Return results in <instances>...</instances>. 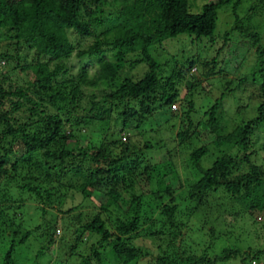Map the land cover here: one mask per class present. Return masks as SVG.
Listing matches in <instances>:
<instances>
[{"label": "trees", "instance_id": "1", "mask_svg": "<svg viewBox=\"0 0 264 264\" xmlns=\"http://www.w3.org/2000/svg\"><path fill=\"white\" fill-rule=\"evenodd\" d=\"M254 1V5L242 11H263L264 0ZM242 3L243 0H211L194 13L189 10L188 0H0V67L6 70L10 66L17 75L12 80L7 71H0L3 126L0 141L6 142L0 143L4 144L0 145L4 149L0 155V179L1 174H8L9 168L14 173L26 170L20 189L28 190L42 203H62L59 211L72 213L75 220L81 217L80 211L73 212L81 202L92 201L94 191H103L105 200L96 205L100 211L85 214L83 218L87 219L81 218L83 221L72 236L75 243L82 235L96 237L89 247L101 264L132 261L151 264L142 260L149 251L133 242L141 236L166 238L165 246L157 245L159 253L153 258L154 264H211L218 258L236 256L240 252L238 248L224 249L222 256H204L211 244L207 241L209 246L200 249L201 239L194 236L193 226L199 221L198 230L209 231L212 243L215 241L214 228L204 229L211 217L208 211L213 212L215 207H211L213 193L226 195L239 205L241 213L250 217L264 214V165L253 160L256 158H252L250 151L253 129L264 122V77L259 84L260 101L251 119L226 122L221 115L224 97L221 93L211 104L202 107V118L195 123L193 131L189 132L188 127L175 131L174 136L182 144L192 146L183 159L184 167L193 172L191 176H182L174 167L177 154H182L178 150L177 154L175 150H167V158L160 160L159 165L141 164L145 177L154 178L152 192L143 193L135 183L127 184V174H133L139 156L131 154L133 145L123 142L121 135L124 140L126 132L132 133L145 124L151 112L148 102L157 99L152 96L157 95V101L162 104L175 105L178 100L175 85L196 64L186 59V67L175 66L165 76L161 64L149 52L151 46L180 34L194 40L209 37L214 41L218 10L227 8L232 26L225 31L224 40L232 31L239 30L252 38L253 46L259 44V34L248 32L250 28L241 23L238 10L243 8ZM103 25V29H97ZM86 38H92V42L78 48ZM73 52L78 58L85 55L89 61L97 62L91 77L83 65L77 75L60 79L68 73L63 67L64 60ZM258 54L264 56V44L258 45ZM137 60L146 66L143 75L137 79L125 76L110 88L125 67L139 65ZM257 70L261 72V68ZM185 83L188 94L181 102L185 108L180 106L177 117L182 121L186 116L190 125L195 82L186 79ZM98 86H103L101 96L94 99L88 87ZM6 103L9 108H4ZM24 111L27 114L16 123L13 114ZM96 122L102 124L100 130H90V125ZM206 130L212 138L202 143L200 138ZM81 136L88 137L90 143L79 149L76 155L82 159L73 164L76 150L67 149L64 144ZM96 139L104 141L94 144ZM144 147L152 148L148 142ZM232 148L236 149L234 154L230 153ZM116 149L118 153L114 152ZM261 151L264 160V144ZM9 154L14 159L7 167ZM130 155H135L134 162L130 163ZM205 160L210 161L206 166L202 163ZM85 161L86 166H82ZM74 193L79 194V202L65 209L66 202L61 197ZM120 198L128 201L119 203ZM224 205L226 209L227 203ZM145 211L150 213L148 217L142 216ZM41 212L45 213L43 207ZM180 213L185 216L183 221L181 216L176 218ZM196 214L199 217L195 216L192 223ZM55 221L58 218L37 224L34 230L45 226L47 230L43 233L52 238ZM31 231L20 226L12 230L14 239L6 251V263L12 261L15 245L24 243ZM88 262L89 257H83V264Z\"/></svg>", "mask_w": 264, "mask_h": 264}, {"label": "rangeland", "instance_id": "2", "mask_svg": "<svg viewBox=\"0 0 264 264\" xmlns=\"http://www.w3.org/2000/svg\"><path fill=\"white\" fill-rule=\"evenodd\" d=\"M209 1L211 0H188L189 10L194 13L199 12L201 10V5ZM255 3L254 0H243V8H240L238 11L241 17V23L250 28L248 32L256 31L259 34V44L253 46L252 38L248 34L244 35V33H241L239 30L232 31L226 36L227 39L224 40L223 35L225 31L229 30L232 26L230 8H227V10L224 11L218 10L215 29L217 36L215 35L214 41L210 40L209 37L194 40L186 34H180L177 37L165 39L160 44H155L149 48L151 56L161 64L163 68L162 73L165 74V76L170 73L173 67L176 66L181 68L186 59L196 61L195 66L185 75L187 80H193V82H195V89L193 90V111L190 113L191 124L189 125L186 116H183L182 121L177 117L180 113V109H182L180 106H183L181 105L184 99L183 97L188 94V90L185 87V78L180 79L175 85L178 92V100L174 102L175 105L168 106L162 104L157 101V95L152 96L157 99L148 102L151 112L149 116L145 118V124H142L141 128L137 130H132V133L126 132L124 134L126 136L124 140L121 135V140L123 142L128 141L129 144L133 145V152L131 154H137L139 156V160H137L138 164L134 168L133 174H127L130 180H127V184H131V182L135 183L143 193L152 192L155 184L154 178L148 180L143 173L142 167L146 162L159 165V163H161L159 162L160 160L163 161L167 158V150H175L176 154L177 150L182 152L181 155L177 154L178 157L174 160V167L180 171L182 176H191L193 172L191 169L184 167L185 161L183 159L187 157V153L191 151L192 146H190V144L188 146L182 144L180 140L174 136L175 131L178 130V128L183 129L187 127L189 132L193 131L195 123L202 118V107L211 104L221 93L224 94L222 100L223 113L221 115L226 122L232 121L233 123H237V121H246L254 117L253 113L255 115V107L260 101L259 84L262 77H264V56L261 57L258 54V45L264 44V10L258 13H252L249 11L244 12L242 9H245V7L249 5H254ZM103 28L104 25L97 29ZM73 39L77 41L76 38ZM91 42L92 38L82 39L78 48L86 47ZM27 57L29 58V53ZM212 61L214 62L212 63ZM1 62L2 61H0V63ZM137 62L139 61L137 60ZM205 62H207V65ZM257 64H260V66L257 67ZM83 65L87 69L88 77H91L98 67L96 61H89L85 55L78 58L75 52H73L68 59L64 60L63 67L68 73L60 79L77 75L79 69ZM184 66L186 67L187 64H184ZM258 68H261V72L257 70ZM145 70L146 66L142 62H139V65L135 68L125 67L119 76L115 78L110 88L117 86L125 76H130L132 79L141 77ZM0 71H7L6 73L12 80L17 77L16 73L11 71L10 66L7 67L6 70L0 67ZM101 88H103V86L95 88L88 87V91H91V93L95 95L94 99H99L101 96ZM3 106L4 108H9L8 103ZM25 114H27L26 111L21 114L14 113L13 118L16 120V123L17 121H21L20 119ZM98 122L92 123L89 127L90 130H100L102 124ZM2 127L3 126L0 124V132ZM77 127L80 128L79 126ZM253 135L251 139L252 146L250 147V151L253 152V155L251 156L252 158H256L253 160L258 163L263 162L264 165L261 151V146L264 144V122L253 129ZM94 136L95 135H93L92 138H95ZM211 138L212 135L206 130L203 132L200 142L206 143ZM88 139V137L83 136L79 137L77 140L72 138L69 139L64 146L67 149L75 148V156L80 148H85L89 145L90 142ZM94 141V144H98L104 141V139H96ZM145 142H148L152 148L146 149L144 147ZM0 143L6 142L0 141ZM0 145L3 146L4 144ZM118 151L119 149H116L114 152L118 153ZM235 151L236 149L232 148L230 153L234 154ZM3 152L4 149L0 147V155L3 154ZM130 156V163L132 161L134 162L136 160L135 155ZM13 159V154H9L5 163L7 167H9ZM74 159L75 161L72 160L73 164L80 161L82 158L76 155ZM209 162V160H205V162L202 163H205L206 166ZM142 163L144 164L141 165ZM86 164L87 162L85 161L82 166H86ZM26 174V170L21 169V171L14 173L11 168L8 169L7 175L1 174L0 210H2V213H0V264H83V257L85 256L89 257L88 264H101L94 258L89 247L90 242L95 241L96 237L92 236L91 238H86L82 235L79 237L80 240L75 243L73 241L74 237L72 236H75L76 232H74V230L79 228L83 219L84 221L87 219L86 217L83 218L85 214L100 211L96 205L104 202L105 195L102 194L104 192L101 190L100 192L94 191L92 193V201L91 199L82 201L80 206L77 207V210L73 211L81 212L80 219L75 220L72 217V213L62 214V212L59 211L62 203L56 204V202H52L50 204H45L36 200L35 197H32V193L28 190L20 189L21 184H23L22 178ZM146 197L148 196H145V198ZM61 198L62 201L66 202L64 206L65 209L71 205H77V202L80 200L79 194L75 193L74 195L68 194L66 197L62 196ZM123 200L128 201V199L120 198L119 203L124 202ZM149 200L150 199H148V202L150 203ZM211 201H213L211 202V207H215L213 212L208 211L209 213L211 212V217L210 220H207L204 229L210 226L214 228L216 231L213 235L214 237L216 236L215 241L212 243L211 237L208 234L209 231L205 233L203 230H198L199 221L196 223L194 222L193 226L196 232L194 236L201 239L199 248L201 249L203 246H209L207 241L211 244L210 248L205 249L204 256H222L224 249L231 250L238 248L240 252L236 256L225 260L218 258V260L211 264H264V214H253L250 217L244 212L241 213L239 205L235 204V201H230L224 194L222 196L221 194L218 195V193H213L211 195ZM224 203H227L226 209L224 208ZM228 205H230V207ZM42 207L45 213L41 212ZM149 215L150 213L148 211L142 213L143 217H148ZM101 216L103 218L106 217V215ZM180 216V219L183 221L185 216L181 215V213L176 215V218ZM195 216L199 217L197 214L192 216V223L196 218ZM57 218L58 221H55L57 225H55L52 238L45 236L43 233V231L47 230L45 226H41L43 227L42 230H34L37 224L44 225L47 220L54 221L55 219L57 220ZM9 221L11 223H9ZM18 226L22 227L24 230L33 231H31L24 243L15 245L12 253V261L6 263V251L9 248L10 240L14 239L12 230ZM109 226L111 227L110 223L108 224V227ZM188 233L189 231H187V234ZM154 237L156 238L141 236L133 240V242L138 244L142 249L145 248L149 251V255H145L142 260L144 262L149 261L151 264L153 263L155 255L159 253L157 245L160 244L165 246L166 243L165 237ZM73 242L75 245L72 252H70L69 247ZM253 253H255V255H253ZM130 264H134V261L130 262Z\"/></svg>", "mask_w": 264, "mask_h": 264}]
</instances>
